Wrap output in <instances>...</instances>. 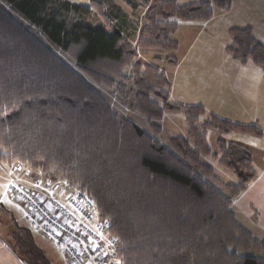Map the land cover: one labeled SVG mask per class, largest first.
<instances>
[{"label":"trees","instance_id":"16d2710c","mask_svg":"<svg viewBox=\"0 0 264 264\" xmlns=\"http://www.w3.org/2000/svg\"><path fill=\"white\" fill-rule=\"evenodd\" d=\"M5 1L93 82L115 89L121 99L132 88L134 108L150 122L165 112H182L188 125L187 138H170L184 160L133 122L118 120L91 85L0 5V165L8 181L16 174L13 165L21 164L31 170L30 177L62 179L63 185L88 193L97 218L110 221V232L118 238L115 264H264L263 256L237 253L239 248L264 250V238H254L230 208L257 176L252 151L217 140L219 153L213 157L237 178L223 189L197 172L213 170L201 160L211 154L209 129L257 137L262 129L207 113L201 105L171 102V84L157 63L176 65L173 55L136 62L137 46L178 50L173 19L207 21L215 7L229 11L234 0L184 5L122 0L131 15L116 0H90V7L68 0ZM141 6L139 24L132 14ZM91 12L102 26L81 24ZM228 33L227 52L264 70V45L252 28L233 27ZM20 231L12 248L18 256L26 264H52L27 230Z\"/></svg>","mask_w":264,"mask_h":264},{"label":"rangeland","instance_id":"374dc122","mask_svg":"<svg viewBox=\"0 0 264 264\" xmlns=\"http://www.w3.org/2000/svg\"><path fill=\"white\" fill-rule=\"evenodd\" d=\"M68 1L80 4L82 6L90 7V0ZM176 1L179 5H184L188 3H196L200 1L209 0ZM116 2L123 7L125 12L131 15V8H129L125 2H123L122 0H116ZM0 5L3 6L7 11H9L22 26L31 30L33 34L49 50H51L68 67L75 71L89 85H91L95 89V91L98 92L110 105L113 113L115 114L118 120H129L133 122L147 134L151 135L154 139H156L166 148L172 151L174 154L184 159L182 153L170 142V138H175L179 136L184 138L188 137V125L186 121V115L184 113L165 112L162 119L152 120L150 122L146 116H144L134 108V95L132 88L130 90L127 89L126 97L124 99H121L122 97H119L115 89L93 82L91 78H89V76L85 74L82 69L79 68L77 62L72 57H70L56 44L51 42L44 33L39 31L37 27H35L29 22V20H27L23 15L13 9L8 2H6L5 0H0ZM144 12L145 11L141 6V8H139L136 13L132 14L134 15L135 19L139 22V24L142 22V16ZM214 14L216 16L213 21L226 20V23L239 25L238 27L240 28H244L243 26H253L256 28L257 26H255V23L264 22V0H234L232 7L229 11H223L215 7ZM221 16H224V18H221ZM173 21L180 22L181 20L173 19ZM81 24L88 25L91 27H99L102 26V19L96 13L91 12L82 18ZM258 34L260 38L262 33L259 32ZM173 38L175 39V35L173 36ZM228 38L229 42L231 43L232 39L230 35L227 36L226 39ZM196 39L197 48H199L200 50L205 49V47L201 44L202 41L207 44L209 54L211 55L209 59L213 63L214 67H219L217 69H221L220 66H222L223 63L225 65L229 64L232 67L235 65L241 66V64H244L239 60H234V58H226L232 59L234 65L230 64L231 60H224L225 56L218 53L219 51L216 49L217 47L213 48L212 41L210 40L211 38H208L207 35H202L201 37H198ZM132 43L135 47L137 46L134 41ZM189 44H191V41L189 42ZM184 46L185 45L183 43V47ZM137 51L138 54L136 57V62L142 65L154 63L155 58L165 59L169 55H173L174 57H178V55L180 56V54H178L177 52H167L161 49H144L138 46ZM157 65L162 71L165 72L166 77L170 81V84L173 88L170 98L171 102L184 104L176 100L181 99L180 96L182 92L187 91L191 93V96H193L195 102H201L204 105L206 104L207 106L209 104H216V110L220 114H229L230 117L235 116L234 112L230 109L224 110L221 105L222 103L216 100L215 97H220L224 95V84L226 83L228 84L227 95L235 100V93L232 92L230 88H234L237 74L230 72L226 74L217 71H211V75L206 77L204 73H189L188 67H183L180 71L179 69L172 67L173 65L171 66V64L165 61L159 62L157 63ZM205 86L206 97L202 99L199 96L203 94ZM200 105L203 106L202 104ZM205 110L207 113H212L221 118L232 120L229 117L220 116L216 112L213 113L207 109ZM206 117L207 115L202 116L201 118L207 119ZM206 138L211 150V154L203 155L201 157V160L206 165L212 167L213 170L211 172H208L202 168H198L197 172L205 181L212 183L220 189H223V186L226 183L235 184L237 182V178L233 173L221 166L218 160L213 157L214 154L219 153L217 145L218 139H224L227 142L242 143L243 145L248 147L253 153H255V157H258V155L264 156L263 144L262 142H259L258 137H255L254 135H243L237 131L222 132L217 129H209L206 133ZM186 162L188 161L186 160ZM13 166L14 167L12 169H16V173H19L18 175L21 176L22 180H24L25 182L30 181V178L23 177L24 174H31L30 169L21 164H14ZM4 167L6 168V166ZM7 182L8 176L5 171H3L0 167V264H2L3 260L5 261L4 264H26L12 249L16 245L15 242L19 238L18 236L22 235V232L20 230H27V232L33 238L34 242L46 253L47 257L49 258L52 264H71L68 261L65 252L62 249L57 248L52 239L47 237L43 232L37 231L32 227L30 220L26 216L22 203L6 192ZM58 182L61 185L65 184L64 180L62 179H59ZM1 206L3 207V209L1 208ZM230 208L231 211L235 214V217L241 224V226H243L248 232H250L254 238L258 240L264 238V233H262L261 230L258 231L263 235H260L256 230L252 231L250 229L247 224L249 220L245 217L244 213L241 211L239 206L236 207L234 203L233 206ZM13 236H15L16 240L13 238ZM237 253L240 255L250 254L264 257V250L259 249L243 250L239 248L237 249Z\"/></svg>","mask_w":264,"mask_h":264},{"label":"crops","instance_id":"0c3cea01","mask_svg":"<svg viewBox=\"0 0 264 264\" xmlns=\"http://www.w3.org/2000/svg\"><path fill=\"white\" fill-rule=\"evenodd\" d=\"M215 16L214 14L213 18L207 21L181 20L177 22L178 29L175 33V40L178 42L179 48L176 52L180 54V56L178 55V57H176V65L172 66L171 64V66L180 71L183 67H188L189 73H204L206 77L211 75V71L237 74L235 86L234 88H230V90L235 93V100L227 95L228 84L226 83L224 84V95L215 97L216 100L222 103L221 105L224 110L230 109L234 112L235 116L230 117L229 114H220L216 110V104H209L208 106L205 104V106L201 102H195L191 93L187 91L182 92L180 96L181 99H177L176 101H180L184 103V105L202 104L205 109L213 113L216 112L220 116L229 117L234 121H238V123H253L258 125L263 131V135L258 137V141L262 142L264 147V70L250 61L241 64V66L235 65L233 67L229 64L225 65L222 62L223 65L220 66L221 69H217L219 67H214L209 59L211 55L209 54L207 44L202 41L201 44L205 49L200 50L197 48L196 38L207 35L208 38H211L210 40L212 41L213 48L217 47L218 53L225 56L224 60H231L230 64H233L232 59H226L233 58L226 50L227 45L230 43L229 38H226L229 36V29L238 27L239 25L228 24L226 20L213 21ZM221 18H224V16H221ZM255 26L258 28L253 26L249 27L252 28L255 38L264 45V22L255 23ZM259 32L262 33L260 38ZM190 41L191 44H189ZM183 43L185 45L184 47ZM234 60L237 59L234 58ZM172 89L171 86L170 98ZM199 97L202 99L206 97V86L204 87L203 94ZM253 165L257 171L256 178L250 183L249 187L233 201L231 207L234 203L236 207L239 206L245 217L249 220L247 224L250 229L252 231L256 230L260 235H263L258 230L264 233V156L258 155V157H255V153H253ZM4 262L3 260L2 264H4Z\"/></svg>","mask_w":264,"mask_h":264},{"label":"built area","instance_id":"2783aa9c","mask_svg":"<svg viewBox=\"0 0 264 264\" xmlns=\"http://www.w3.org/2000/svg\"><path fill=\"white\" fill-rule=\"evenodd\" d=\"M7 190L23 203L32 227L63 249L71 264H115L118 238L110 232V221L97 218L88 193L42 178L25 182L11 174Z\"/></svg>","mask_w":264,"mask_h":264}]
</instances>
